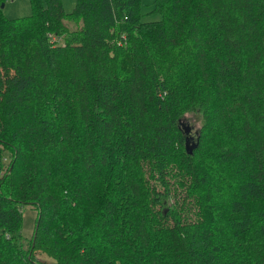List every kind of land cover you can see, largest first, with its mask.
I'll list each match as a JSON object with an SVG mask.
<instances>
[{"label":"trees","instance_id":"obj_1","mask_svg":"<svg viewBox=\"0 0 264 264\" xmlns=\"http://www.w3.org/2000/svg\"><path fill=\"white\" fill-rule=\"evenodd\" d=\"M139 1L0 0V264H264V0Z\"/></svg>","mask_w":264,"mask_h":264},{"label":"rangeland","instance_id":"obj_2","mask_svg":"<svg viewBox=\"0 0 264 264\" xmlns=\"http://www.w3.org/2000/svg\"><path fill=\"white\" fill-rule=\"evenodd\" d=\"M64 9L66 12L70 13L74 10L76 5V0H62ZM31 2L30 0H5L4 2V13L8 17H16L27 15L31 13ZM138 14L141 20H157L161 18V13L155 9V0H140L138 6ZM65 23L70 29H76L80 26L81 21L78 16H66L64 18ZM201 124L200 115L196 113L187 112L180 118L181 130L185 136H191L189 143H194L196 140V133ZM188 127L189 131H186ZM167 205L164 204V209ZM37 215V209L33 205L25 204L22 206V216H21V230L23 234V241H29L32 239V233L34 231L35 219ZM36 254L40 258L45 257V253L37 252Z\"/></svg>","mask_w":264,"mask_h":264},{"label":"water","instance_id":"obj_3","mask_svg":"<svg viewBox=\"0 0 264 264\" xmlns=\"http://www.w3.org/2000/svg\"><path fill=\"white\" fill-rule=\"evenodd\" d=\"M186 131H189V130H188V127H186ZM195 145H196V142L190 144V143H189V137H186V146H187V150H188L189 152L192 151V148H193Z\"/></svg>","mask_w":264,"mask_h":264}]
</instances>
